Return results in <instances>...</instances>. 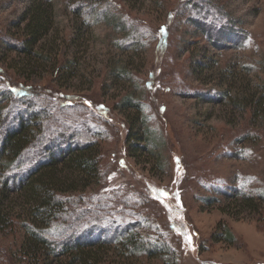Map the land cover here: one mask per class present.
Wrapping results in <instances>:
<instances>
[{
    "label": "rangeland",
    "instance_id": "rangeland-1",
    "mask_svg": "<svg viewBox=\"0 0 264 264\" xmlns=\"http://www.w3.org/2000/svg\"><path fill=\"white\" fill-rule=\"evenodd\" d=\"M30 1L0 0V92L10 89L14 104L88 111L104 140L102 187L87 193L103 195L113 225L165 241L169 264H264V206L255 212L239 195L264 194V116L243 108H264V0H49L52 26L34 49L43 59H25L3 44L20 46ZM202 18L208 34L191 21ZM117 22L139 32L137 50L119 45L127 31ZM226 27L239 33L213 45L208 37ZM73 56L76 76L58 77L57 66ZM119 67L129 79L113 77ZM126 93L141 102L139 114L117 107ZM141 114L157 147L130 156L126 135ZM19 234H0V259ZM102 253L100 264H166L122 258L113 245Z\"/></svg>",
    "mask_w": 264,
    "mask_h": 264
},
{
    "label": "trees",
    "instance_id": "trees-1",
    "mask_svg": "<svg viewBox=\"0 0 264 264\" xmlns=\"http://www.w3.org/2000/svg\"><path fill=\"white\" fill-rule=\"evenodd\" d=\"M51 9L49 0L30 1L23 10L20 46L12 48L7 43L3 46L25 59H43L34 49L50 32ZM92 11L93 8L90 13ZM105 11L101 10L100 16L108 19ZM191 21L200 33L208 34L206 26L211 25L209 22L203 23L204 19L201 23ZM112 24L116 29L127 31L119 44L121 47L139 48L140 42L136 40L139 32H135L134 27L118 22ZM19 25L17 23L16 27ZM230 25L234 27L232 21ZM232 29H214L216 38L208 39L213 45L220 46L223 43L219 42H224L230 32L237 34L238 29ZM128 35L131 40H126ZM78 63L75 56L60 63L56 75L65 79L75 77ZM114 71L113 77L129 79L130 72L126 67ZM11 92L5 88L0 92V103L7 99L0 107V234L8 236L13 231L20 234L13 248L9 252L3 251L5 254L0 261H5L4 264H100L103 262L102 250L113 245L122 258L143 254L160 257L169 264L174 257L171 246L141 234L132 224L128 229L113 225L116 222L107 218L109 206L103 202V195L87 193L91 188L100 190L102 187L100 163L101 141L104 140V130L89 119L88 111L78 105L43 108L35 100L27 101L26 98L24 102L14 104ZM14 95L20 98L27 94ZM259 104L246 103L243 108L250 109L252 116L258 112L264 116V108L260 109ZM14 106L18 110L13 109ZM117 107L133 109L136 114H139V108L143 109L131 93H126ZM135 122L137 126L134 129L132 122L125 141L130 156L157 147L156 138L143 127L145 115L141 114ZM239 195L255 212H260L264 206L253 200L254 197L264 200L263 193L240 192ZM15 197L21 202L16 204L12 199ZM16 207L21 209L19 213ZM224 238L231 242L229 229Z\"/></svg>",
    "mask_w": 264,
    "mask_h": 264
},
{
    "label": "snow or ice",
    "instance_id": "snow-or-ice-1",
    "mask_svg": "<svg viewBox=\"0 0 264 264\" xmlns=\"http://www.w3.org/2000/svg\"><path fill=\"white\" fill-rule=\"evenodd\" d=\"M185 239L188 241V243L191 242L190 237H187V236H186Z\"/></svg>",
    "mask_w": 264,
    "mask_h": 264
}]
</instances>
